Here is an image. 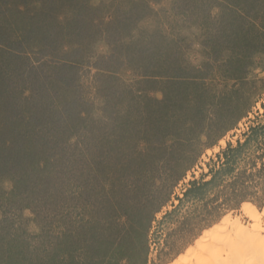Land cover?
<instances>
[{
  "label": "rangeland",
  "instance_id": "374dc122",
  "mask_svg": "<svg viewBox=\"0 0 264 264\" xmlns=\"http://www.w3.org/2000/svg\"><path fill=\"white\" fill-rule=\"evenodd\" d=\"M1 135L13 264L176 263L264 211V0H0Z\"/></svg>",
  "mask_w": 264,
  "mask_h": 264
},
{
  "label": "bare ground",
  "instance_id": "6f19581e",
  "mask_svg": "<svg viewBox=\"0 0 264 264\" xmlns=\"http://www.w3.org/2000/svg\"><path fill=\"white\" fill-rule=\"evenodd\" d=\"M235 141V140H234ZM225 145L224 141H220ZM217 152L218 148L209 149ZM250 225L229 217L199 240L174 264H264V211L243 204Z\"/></svg>",
  "mask_w": 264,
  "mask_h": 264
},
{
  "label": "trees",
  "instance_id": "16d2710c",
  "mask_svg": "<svg viewBox=\"0 0 264 264\" xmlns=\"http://www.w3.org/2000/svg\"><path fill=\"white\" fill-rule=\"evenodd\" d=\"M248 142H249V137L246 140L245 144H247ZM245 144H241L240 148H241V146H243ZM20 150H22V149H19L17 147L15 138H9V137L3 136V135L0 136V174L8 173V172H10V170L11 171H15L13 179H15V181L17 183L16 184V190H17V188L19 189V187H22L23 185H26L25 180L31 179V177H29L27 174L25 175V173L27 172L28 168L26 166V162L22 159V156H21L22 153L21 152H17V151H20ZM13 152H16V153H13ZM206 183H209V182H206ZM35 186L36 185H33V190H32L34 192V195L33 196L31 195V197L33 199L32 203L36 204L35 207L38 206V207L41 208L42 204H37V201L35 202V200L37 198V197L35 198V188H34ZM25 205H28L26 207L33 208L32 205H31V202H30V205L29 204H25ZM10 226H9L8 230H10V232L13 233V234H11L13 236L10 235L12 237L11 241L14 242V240H19L17 236H19L18 233H20V232L18 230L13 229L12 226L11 227ZM67 235H69V234L66 233L65 236H67ZM69 237H70V235H69ZM8 241H9V239H6L4 234L0 233V264H13L12 260L14 262V259L16 258V255L15 256L13 255L14 254L13 253V248L10 247V245L13 242L12 243L10 242V245L8 246V244H7ZM96 242H97V244H96ZM106 242L107 241H102L100 238L96 239L91 244L90 249L92 248L94 250V248L96 246L100 245V247H102V249H103V254H104L105 248L107 246ZM18 244H20V243L18 242ZM109 245H110V242H109ZM100 247H99V249H100ZM22 248H23V246L20 245L18 252H20V250ZM28 250H29V245L26 244L25 247H24L23 253H24V256L26 257V259H29L28 261L31 262L33 258L29 254ZM106 251H107V249H106ZM108 252L107 253L105 252L107 254V256H109V255L112 256V254L108 253ZM94 253H96V251H94ZM106 254H104V255H106ZM93 259H95V258H93ZM47 261L48 262H46L45 264H88L87 262H83L82 263V262H75V261H72V262L71 261L70 262L69 261L60 262L59 259H55V260L50 259V260H47ZM101 261L104 263V257L102 258ZM101 261H97V263L98 264H103ZM112 261L113 260L109 259L110 263ZM39 262L40 263H37V264H43L42 260H39ZM23 264H27V263H23ZM105 264H107L106 261H105Z\"/></svg>",
  "mask_w": 264,
  "mask_h": 264
}]
</instances>
